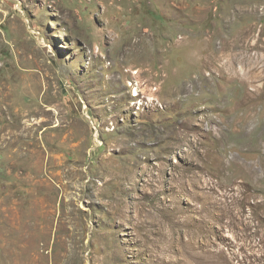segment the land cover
I'll return each instance as SVG.
<instances>
[{"label": "rangeland", "instance_id": "374dc122", "mask_svg": "<svg viewBox=\"0 0 264 264\" xmlns=\"http://www.w3.org/2000/svg\"><path fill=\"white\" fill-rule=\"evenodd\" d=\"M0 264H264V0H0Z\"/></svg>", "mask_w": 264, "mask_h": 264}, {"label": "built area", "instance_id": "2783aa9c", "mask_svg": "<svg viewBox=\"0 0 264 264\" xmlns=\"http://www.w3.org/2000/svg\"><path fill=\"white\" fill-rule=\"evenodd\" d=\"M137 96V95H136Z\"/></svg>", "mask_w": 264, "mask_h": 264}]
</instances>
